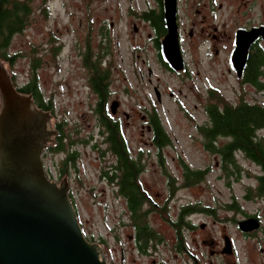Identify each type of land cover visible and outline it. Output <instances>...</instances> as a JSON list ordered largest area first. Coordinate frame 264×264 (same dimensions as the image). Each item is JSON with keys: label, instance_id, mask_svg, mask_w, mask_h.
<instances>
[{"label": "rangeland", "instance_id": "obj_1", "mask_svg": "<svg viewBox=\"0 0 264 264\" xmlns=\"http://www.w3.org/2000/svg\"><path fill=\"white\" fill-rule=\"evenodd\" d=\"M47 1L49 9L45 15L42 6ZM32 6L27 27L13 36L10 45V50L19 55L13 65H3L10 78L14 76L16 82L23 83L32 74L35 54L31 49L37 48L35 56L40 57V66L36 73L44 96L52 98L54 122L65 118L66 130L73 131L78 126L77 130L82 128L81 137L94 128L96 119L88 106L91 96L82 86L85 70L74 53L75 40L86 34L85 24L90 18L96 49L101 29L108 30L107 60L112 62V88L116 90L112 97L120 102L119 116L129 121L124 129L133 154L140 146L147 153V170L140 174V179L152 196L164 201L168 194L166 176L155 160V148L149 143L150 132L142 128L141 115L147 118L149 110L155 107L172 140L163 149L166 168L178 177L179 158L192 168L209 167L203 182L180 188L169 200L171 214H176L180 203L189 201L210 206L218 215L242 218L244 212L250 215L260 211L264 216V196L244 198L246 187L255 184L258 167L238 153L243 171L239 179L234 175L228 177L221 169L219 156L204 147L197 128L207 120L202 105L209 88L231 102L242 94L264 103V88L257 90L241 83L230 62L235 30L264 23V0H177L180 49L185 63L178 71L167 69L158 60L154 32L138 16L140 11L155 8L157 0H32ZM53 37L63 43L60 52L53 53L51 49ZM260 44L264 46V40ZM121 110L130 114L129 119ZM78 147L81 157L77 166L82 184L73 178L71 169L68 173V181L73 185V206L76 205L83 233L89 241L100 245L106 261L112 257L115 264H161L160 260L165 264H188L189 254L174 249L173 228L157 212L149 214V221L164 237V243L147 255L135 250L127 236L132 233L131 228L118 223L122 214L127 222L125 202L110 192L107 181L99 175L103 159L89 145ZM58 158L55 154L52 161L47 156L44 162L53 175H58ZM234 200L241 211L226 209ZM227 229L237 233L232 225ZM214 231L218 232L217 226ZM183 232L189 248V231ZM235 238L243 254L244 239L238 233Z\"/></svg>", "mask_w": 264, "mask_h": 264}, {"label": "trees", "instance_id": "obj_2", "mask_svg": "<svg viewBox=\"0 0 264 264\" xmlns=\"http://www.w3.org/2000/svg\"><path fill=\"white\" fill-rule=\"evenodd\" d=\"M46 1V0H45ZM48 1L42 6V11L48 15ZM33 13L32 0H0V60L3 64L8 62L13 65L19 53L10 50L13 36L22 32L28 25L30 17ZM138 16L146 21L154 32L155 46L157 48L158 60L169 70L168 65L164 62L159 46L160 40L166 32L163 14V1L157 0V6L144 11H140ZM52 51L60 52L63 45L59 38L53 37ZM100 44V43H99ZM98 44V45H99ZM104 47V46H103ZM102 45L97 49L100 52ZM33 54H37L38 50L32 47ZM33 55L32 74L23 83H18L11 76L12 83L18 91L31 94L36 104L49 111L54 116L52 98L48 99L44 96L39 85L37 70L40 66V57ZM96 53V58L85 62L84 65L89 68L91 80L96 92L97 101L93 107L102 125L105 127L103 147L98 141H92V136L81 137L69 133L66 130V119L55 120L57 135L54 144L49 145V150L56 152L66 146L71 145L72 150L66 151L64 162L61 161V170L58 175H64L62 164L73 167L75 170L72 176L81 183V177L76 170V163L79 161L80 153L75 148L76 142L82 145H90L97 149L101 155H105L107 150H111L114 155L109 160L103 159L99 175L107 181L114 194L122 198L125 202L124 211L128 216L125 222L124 215L119 219V226L125 223L130 225L133 234V246L139 254H145L158 247L159 243H164V237L158 232L149 221V214L157 212L163 220L168 222L174 229V249L179 252L186 251V239L184 230L189 229V220L187 215L191 212L203 210L208 212L212 210L210 206L200 205L198 202H185L178 207L177 214L173 216L169 212V200L174 196L177 188L181 186H193L203 182L209 167L199 169L192 168L186 164L182 158L178 159L180 167V176L175 185V177L165 165V157L163 149L172 143L169 134L166 132L160 116L155 107L149 110L147 121L151 126L150 140L153 142L155 151L159 156L162 172L167 174V197L161 204L155 203L151 199L150 193L140 179V174L144 170V164L141 162V152L133 157L129 152L128 142L120 129L117 119H113L107 115L108 107L107 99L109 90L107 79L110 76V68L112 63H104ZM107 80V81H106ZM241 83H248L257 90L264 88V46L260 43H253L249 51V56L242 76ZM207 97L203 102V109L207 115V120L203 124L197 125L199 132L203 136V145L206 149L219 156L221 169L230 177L240 178L243 171L242 165L238 160V153L258 167L257 173L254 174L255 184L246 187L244 198L252 199L254 197L264 196V103L257 100H249L242 94L238 96L236 101L226 100L215 89L207 90ZM219 138L224 141L219 142ZM74 145V146H73ZM248 172V171H247ZM82 184V183H81ZM253 186V187H252ZM73 188L69 191V197L73 203ZM75 211L76 205L73 206ZM226 209L241 211L240 206L234 200L233 203L226 205ZM243 212V211H242ZM77 213V212H76ZM247 215V213L244 212ZM86 237H88L86 235ZM116 237V235H115ZM118 238V237H117ZM103 241L102 238H100ZM165 264V263H162Z\"/></svg>", "mask_w": 264, "mask_h": 264}, {"label": "water", "instance_id": "obj_3", "mask_svg": "<svg viewBox=\"0 0 264 264\" xmlns=\"http://www.w3.org/2000/svg\"><path fill=\"white\" fill-rule=\"evenodd\" d=\"M166 32L160 54L172 70L184 68L177 25V0H162ZM264 39V25L238 27L230 62L242 76L253 42ZM51 113L11 82L0 60V264H115L106 261L97 242L89 241L69 197V182L45 174L40 157L54 144ZM259 221H239L243 231Z\"/></svg>", "mask_w": 264, "mask_h": 264}, {"label": "flooded vegetation", "instance_id": "obj_4", "mask_svg": "<svg viewBox=\"0 0 264 264\" xmlns=\"http://www.w3.org/2000/svg\"><path fill=\"white\" fill-rule=\"evenodd\" d=\"M177 25H178V32L180 27H179V21L177 18ZM264 25V23H260L257 25H252V26H260ZM93 23L88 19V21L85 24V29H86V34L83 37H77L74 43V53L77 54L80 58V62L82 63L84 69L83 73V81H82V86L85 87L89 95L91 96V100L88 103V106L90 108V111L92 112L93 117L96 119L94 128L85 135V137L92 136V141L94 142L95 140L100 142V145L104 144V134L105 132H102V130H105V127L102 125L101 121L99 120L97 114L95 113V110L93 107L96 105L97 101V96L96 92H94V85L91 80V74L89 71V68L84 65L85 62H90L89 60H93L96 58V53H100L102 56L101 60L104 63H109L111 61L107 60V54H109V49H108V42H109V34L108 30H102L99 35V42L97 43V49L102 45L103 49L100 50V52L97 51L96 47H94L92 43V31H93ZM250 26V27H252ZM248 27V28H250ZM190 34H192V31H190ZM215 36V35H213ZM101 37V38H100ZM180 37V35H179ZM262 39L261 37H258L253 43H261ZM100 43V44H99ZM99 44V45H98ZM233 45H234V39H233ZM253 45V44H252ZM99 55V56H100ZM100 56V57H101ZM89 59V60H88ZM112 63V62H111ZM112 67V66H111ZM111 71V68H110ZM11 79V78H10ZM108 80V81H107ZM107 85H108V90H109V97L107 99V107L109 110L107 115L113 119H117L119 124H120V129L123 132V135L128 142L129 146V152L132 154L133 157L137 156V153L140 151L142 156H141V162L144 164V170L145 172L147 170V161L145 158V153L142 149L143 147L140 146L138 147L137 151L133 154L127 135L125 134V125L129 123V121L123 120L119 114L118 111L120 109V102L118 99H113V94L116 93V90L112 88V82H113V77L109 76V79H107ZM12 82V79H11ZM15 86V85H14ZM16 87V86H15ZM17 89V87H16ZM18 90V89H17ZM22 93V92H21ZM26 94V93H24ZM31 95V94H29ZM32 97V96H31ZM33 99V97H32ZM35 105L39 107L35 100L33 99ZM41 108V107H39ZM42 110L47 111L46 109L41 108ZM122 113H124L125 117L129 119L130 114L121 110ZM52 115V114H51ZM141 118L143 120L142 128H146L147 131H151V126L147 121L146 115H141ZM53 117L51 116V126L55 130V134L52 136L53 140L55 141V137L57 135V129H56V124L54 120H52ZM126 122V123H125ZM76 129H73V131H70L67 129L69 133H74L76 132L79 136V132L82 128L77 130L78 126L74 127ZM150 138V137H149ZM104 142V143H103ZM56 143V142H54ZM150 146H153V142L149 139ZM49 145L50 143H47V145L42 149L40 157L42 160L43 168L45 171V174L48 176L50 174L51 170L46 169V164L44 163L46 161V157L52 161H54L53 156L55 154L58 155L59 161L55 164L57 166V172L61 170V161L62 163L64 162V159L66 158V151H71L72 147L69 145V143L66 144L64 148H62L59 151L52 152L49 150ZM76 146H82L81 142H76ZM73 145V146H74ZM89 145V144H88ZM105 146V144H104ZM103 146V147H104ZM155 148V147H154ZM90 149H94L90 146ZM97 151V149H94ZM99 152V151H98ZM96 153L97 157L101 159L107 158L109 160L110 158H113L114 153L110 150H107L105 155H101V153ZM154 156L156 157V161H159V156L157 155V152L155 151ZM78 163H76V170L79 172L78 168ZM62 168L65 171L64 176L67 177L68 179V173L69 169H71L74 172L73 167L66 166V164H62ZM71 171V173H73ZM166 176V184L168 187V181H167V174L164 173ZM180 176V173H179ZM179 176L175 177V185L177 184L179 180ZM143 182V180H141ZM70 184V183H69ZM144 184V183H143ZM189 186H181L176 189L175 193L180 189V188H187ZM71 189V187H70ZM149 191V189H147ZM71 191V190H70ZM150 193V191H149ZM151 199L155 201V203L161 204L162 203V198H160L161 201L155 199L152 194L150 193ZM174 197V196H173ZM172 197V198H173ZM189 202V201H186ZM185 202L180 203L183 204ZM170 204V203H169ZM168 204V206H170ZM179 205V206H180ZM212 208V207H211ZM178 211V209H177ZM170 212V211H169ZM152 213V212H151ZM177 214V212H176ZM175 214V215H176ZM127 215V214H126ZM174 215V216H175ZM128 217V216H127ZM246 217H254L259 221V225L249 231H243L241 230L239 226V221L241 219H244ZM186 219L189 220V229H185L186 231H189V248L187 247L186 252L189 254V261L188 264H264V231H263V220L264 216L261 215L260 211H255L254 213L250 215H244L242 218H238L236 216H226V215H218L216 209L212 208V210L205 212L203 210L191 212L187 215ZM130 227L129 224L125 223L124 226ZM229 225H232L234 229L237 230L238 235H240L244 239V246H243V254H241L240 249L237 247L236 243V238L235 234L236 232L229 231L227 227ZM217 226L218 232L214 231L215 227ZM174 231V229H173ZM128 238L133 241V234L128 233ZM134 244V243H133ZM159 245V244H158ZM134 247V246H133ZM158 248V247H157ZM156 248V249H157ZM155 249V250H156ZM185 252V251H184ZM148 253H145L147 255ZM242 255V257H241ZM162 264V261L160 262ZM123 264V263H122Z\"/></svg>", "mask_w": 264, "mask_h": 264}, {"label": "built area", "instance_id": "obj_5", "mask_svg": "<svg viewBox=\"0 0 264 264\" xmlns=\"http://www.w3.org/2000/svg\"><path fill=\"white\" fill-rule=\"evenodd\" d=\"M80 146V145H79ZM76 148L78 149V151H80L79 147L76 146ZM89 149H90V145H89ZM90 150H94V149H90ZM80 157H81V154H80ZM80 159V158H79ZM48 178L54 180V181H57V179L59 178L58 175H53V173L51 172V174H48ZM70 183V181H69ZM70 187L73 188V185L70 183ZM108 188L110 189V192L114 194L113 190L111 189L110 186H108ZM116 196V195H115ZM118 197V196H116ZM85 237H86V234L84 233ZM88 236V235H87ZM87 238V237H86Z\"/></svg>", "mask_w": 264, "mask_h": 264}]
</instances>
